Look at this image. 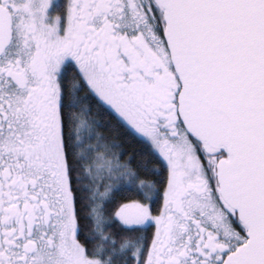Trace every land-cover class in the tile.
Segmentation results:
<instances>
[{
	"label": "snow or ice",
	"instance_id": "obj_1",
	"mask_svg": "<svg viewBox=\"0 0 264 264\" xmlns=\"http://www.w3.org/2000/svg\"><path fill=\"white\" fill-rule=\"evenodd\" d=\"M0 264H264V0H0Z\"/></svg>",
	"mask_w": 264,
	"mask_h": 264
}]
</instances>
